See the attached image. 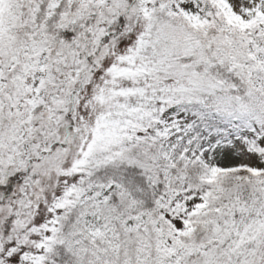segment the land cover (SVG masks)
Here are the masks:
<instances>
[{
    "label": "snow or ice",
    "instance_id": "obj_1",
    "mask_svg": "<svg viewBox=\"0 0 264 264\" xmlns=\"http://www.w3.org/2000/svg\"><path fill=\"white\" fill-rule=\"evenodd\" d=\"M0 264H264V0H0Z\"/></svg>",
    "mask_w": 264,
    "mask_h": 264
}]
</instances>
